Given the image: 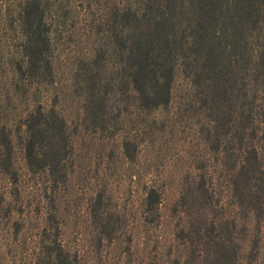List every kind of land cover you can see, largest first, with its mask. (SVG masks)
<instances>
[{
	"label": "trees",
	"instance_id": "trees-1",
	"mask_svg": "<svg viewBox=\"0 0 264 264\" xmlns=\"http://www.w3.org/2000/svg\"><path fill=\"white\" fill-rule=\"evenodd\" d=\"M71 29L96 34L72 73L86 116L111 139L107 155L115 144L130 162L118 173L111 160L87 198L99 254L105 241L128 258L129 221L148 247L169 170L184 162L172 264H264V0H0V264L5 245L26 241L32 264H89L61 238L79 147L57 91L46 94L56 39ZM114 99L132 117L119 138ZM172 104L171 122L156 115ZM189 120L207 147L195 160L170 144L174 123L183 132ZM122 179L135 187L130 204L111 185ZM162 244L135 264H162Z\"/></svg>",
	"mask_w": 264,
	"mask_h": 264
},
{
	"label": "rangeland",
	"instance_id": "rangeland-1",
	"mask_svg": "<svg viewBox=\"0 0 264 264\" xmlns=\"http://www.w3.org/2000/svg\"><path fill=\"white\" fill-rule=\"evenodd\" d=\"M88 16L90 18V15ZM73 31L74 29H71L65 33L61 40L56 39L54 72L56 84L54 87H50L46 90V94L51 96L52 99L55 97L53 96L54 91H57V105L66 116L70 128L73 130L75 142L79 147V156H76L75 175L71 181L72 184L68 186L69 191L67 196L63 200L61 199L62 202L60 204L63 216L61 238L66 247L76 248L81 254L85 253L89 264H135V254H140L145 249H149L153 254L154 245L157 240L156 245L158 246V250H160V246L162 248V243H164L166 245L165 248L163 247L164 253H166L165 249L168 247L171 252L170 255L166 254V256L164 253H161L162 255L164 254L162 257V264H172L174 255L179 252L178 249L174 248V242L176 240L174 239L172 230L178 212L173 213V205L179 195L181 172L183 168H186L184 167V162L180 163V167H178L177 164V167L172 166L169 170L160 210V226L159 228H152L150 230V244L147 248L145 247V242H142L144 239L138 237V235L144 236V233L138 232L137 225L133 221H129L128 227L130 229L132 228V230H134L133 232H137L135 233L137 235L133 237L134 240L131 243V250L124 251L123 253L124 256L128 254L127 259H123L119 262L118 259H113L112 252L108 255L112 250L105 241L102 242L100 249L101 255L96 249V238L94 237L96 236V230L93 229L90 222V213L86 207L87 198L100 186V184H94V182L102 179L110 170H113L114 162L119 167L118 173H122L124 169L129 170L130 162L126 164V160L123 158L119 147L115 144L112 157L107 155L109 149H111V139L106 135L98 138L101 132L99 129H95V126L92 125V121L86 116V112L83 109V105H85L84 98L79 95V90L77 91L74 87L76 81L72 73L78 56L92 50V43L96 39V34L91 32L89 37L81 35L82 38L87 40L85 41L74 35ZM177 90L178 92L182 90V83L180 80L177 82ZM3 98L4 96H2V99ZM114 100L115 109L117 105L119 109H121L115 134L113 135L119 138L124 131L130 130L133 127L131 122L132 117L130 113L122 110L121 100ZM4 105L6 104L4 103ZM174 108L173 104L171 108L170 106L168 107L169 111L165 108H160L156 111V115L159 117L165 116L167 118L171 116V120L170 118L168 119L169 122H171L173 119L171 111L174 110ZM5 113H8V110ZM160 124V122L157 123V125ZM181 125V122L174 123L175 131L172 133L171 137H173V139L170 144H175V142H177L182 152H184L182 155L183 158L195 160L197 156L199 157L205 154L204 151L207 147L204 146L197 137V134L194 133V130H196L194 121L189 120L188 125H184L185 129L183 132L181 129H178L183 127V125ZM171 137L169 139H171ZM150 149L151 147L149 146V152ZM151 154L156 158V155L159 153L154 151L151 152ZM189 164L190 163H187V165ZM119 178H121V176H119ZM111 185L115 187L117 194L124 202L128 203L132 200L131 196L135 187L128 179H122L120 184ZM28 244V241H26L19 243L16 247L5 245L3 247V251H6L2 260L3 263L32 264L30 263L32 245L28 247ZM120 253L119 249L115 252V254Z\"/></svg>",
	"mask_w": 264,
	"mask_h": 264
}]
</instances>
